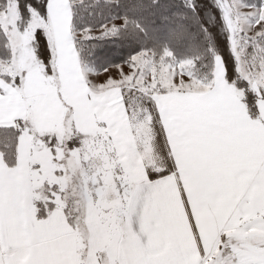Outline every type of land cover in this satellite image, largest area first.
Segmentation results:
<instances>
[{
	"label": "snow or ice",
	"instance_id": "1",
	"mask_svg": "<svg viewBox=\"0 0 264 264\" xmlns=\"http://www.w3.org/2000/svg\"><path fill=\"white\" fill-rule=\"evenodd\" d=\"M66 3L0 0V264H264V46L193 99L82 59Z\"/></svg>",
	"mask_w": 264,
	"mask_h": 264
},
{
	"label": "trees",
	"instance_id": "2",
	"mask_svg": "<svg viewBox=\"0 0 264 264\" xmlns=\"http://www.w3.org/2000/svg\"><path fill=\"white\" fill-rule=\"evenodd\" d=\"M71 2L72 26L77 34L81 31L90 34L87 29H100L118 18H124L127 22V26L120 27L113 35H95L90 40L88 36H76L77 49L83 50L81 58L88 62L93 61L94 56L97 70L111 64H126L133 55L143 51H151L159 56L170 49L179 58L194 56L195 66L203 73H209L217 54L227 64L229 56L232 58L227 29L215 0ZM193 24L192 36L186 40L187 37L181 34L186 26L190 29ZM113 48L115 52H111ZM89 50L92 55H87Z\"/></svg>",
	"mask_w": 264,
	"mask_h": 264
},
{
	"label": "rangeland",
	"instance_id": "3",
	"mask_svg": "<svg viewBox=\"0 0 264 264\" xmlns=\"http://www.w3.org/2000/svg\"><path fill=\"white\" fill-rule=\"evenodd\" d=\"M219 7V13L223 20L224 27L227 29L229 50L231 54L228 58V64L225 60H221L222 56L215 57L209 73L198 71L199 67L195 66L194 56L179 58L170 50H164L162 54L156 56L151 51H143L132 56L130 62H134L137 66L145 71V78L151 79L156 75H165L171 83L173 79L177 81L180 87L187 92H203L208 89L211 82L212 73L219 69L223 70L224 62L228 65L230 72L235 74V60H239L247 50V45L264 46V3L262 0H215ZM261 2L260 4H258ZM124 18L114 19L100 29H87L91 32H78V35L98 36L113 35L122 26H127ZM195 25L186 26L181 36H192V29ZM93 30V31H92ZM86 32V31H85ZM194 37V35H193ZM130 62L121 64L125 70H128ZM231 62V65H230ZM118 65L110 68L112 74H116Z\"/></svg>",
	"mask_w": 264,
	"mask_h": 264
},
{
	"label": "crops",
	"instance_id": "4",
	"mask_svg": "<svg viewBox=\"0 0 264 264\" xmlns=\"http://www.w3.org/2000/svg\"><path fill=\"white\" fill-rule=\"evenodd\" d=\"M66 15L70 19V40H69V43H70V45H74L75 49H77L75 38L78 34L72 26V2H71V0H67ZM79 36H81V35H79ZM111 69L112 68H109V70H111ZM206 92H207V90L206 91L203 90V92L196 91V92H187V93L189 94V96L191 98L195 99V98H199V97L203 96ZM22 259L23 260L28 259L27 253H25V255L22 257Z\"/></svg>",
	"mask_w": 264,
	"mask_h": 264
}]
</instances>
